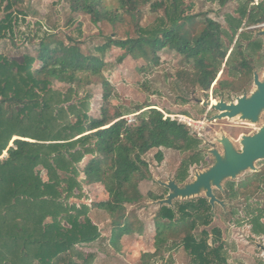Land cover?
Here are the masks:
<instances>
[{"label": "trees", "instance_id": "trees-1", "mask_svg": "<svg viewBox=\"0 0 264 264\" xmlns=\"http://www.w3.org/2000/svg\"><path fill=\"white\" fill-rule=\"evenodd\" d=\"M65 1L72 12L89 15L94 24H115L124 15L136 21L139 8L151 0ZM166 1L165 14L156 26L138 25L136 37H107L95 51L103 54L116 47L122 50L118 61L131 56L157 65L158 51L167 48L191 63V81L202 91L246 88L254 68L264 65L262 39L246 30L232 48L231 44L243 23L247 27L264 21V4L249 6L253 0H238L243 2L238 16H225L227 30L205 16L202 28L194 33L192 27L200 14L190 5L185 7L183 0ZM15 2L0 0L5 11L0 38L13 36ZM104 66L98 55L83 53L76 40L69 38L65 43L52 33L40 39L35 56L26 53L17 61L0 53V264H92L94 254L79 247L100 238V230L88 215L89 206L69 201L83 197L80 172L106 192V198L92 206L110 217L109 241L117 247L123 235L132 233L126 206L140 199L132 187L148 167L144 155L156 148L154 158L160 162V148L188 152L174 176L178 183L186 180L190 166L202 161L201 142L187 125L149 105L136 114L134 123L127 124L124 116L131 112L110 104L108 86L103 87L99 115L91 116L89 96L78 97L77 88L90 76L101 77ZM53 81L68 85L66 91L53 88ZM142 108L137 105L132 112ZM87 156L80 171L78 164ZM162 189L165 194L167 190ZM209 210L204 197L175 200L173 207L158 209L156 230L187 219L189 228L208 225ZM208 239L207 230L180 239L192 264H229L230 256L221 243L213 240L210 244Z\"/></svg>", "mask_w": 264, "mask_h": 264}, {"label": "rangeland", "instance_id": "rangeland-1", "mask_svg": "<svg viewBox=\"0 0 264 264\" xmlns=\"http://www.w3.org/2000/svg\"><path fill=\"white\" fill-rule=\"evenodd\" d=\"M260 1L264 4V0H253L249 6ZM166 2V0H151L148 4L141 6L136 21L129 15H124V20L119 23L111 24L101 21L94 24L90 21L89 15L72 12L65 0H16L12 6V11L17 16V22L13 27V36L8 35L5 38H0V53L17 61H21L26 53L35 56L40 39L45 34L52 33L65 43H68L69 38L76 40L81 51L85 54L92 53L101 57L105 62L102 76H90L83 80L84 84L77 88L78 97L88 95L89 114L98 116L102 104L103 87L108 86L111 89L110 104L119 107L124 113L131 112L126 115H133L135 121L137 120L136 114L145 110V105H149L163 112L164 116L184 122L189 127L191 134L200 140L199 149L203 159L201 164L190 166L188 177L183 183L177 182L182 185L192 180L195 172L209 166L207 159L209 161L211 159L208 150L212 146L221 150L220 144L216 141L221 134H225L236 147H239L237 140L241 134L254 132L264 121V117L257 124L243 122L238 118H222L211 121L206 119V115L213 114L215 110L203 107L196 101L209 98L212 102L220 98L226 102L232 101L236 96L250 93L253 89L252 79L246 88H241L238 92L224 90L219 93L213 91L212 88L209 91H202L191 81L189 73L191 63L186 62L184 56L178 55L171 49L162 48L158 51L159 62L157 65L143 58H132L131 56H126L123 60L118 61L122 50L116 47L107 49L103 54L95 51V47L103 44L107 37L118 39L136 37L138 25L145 28L156 26L159 18L165 14ZM242 3L238 0H226L223 4L219 0H183L185 7L190 5L194 13L200 14L192 27L194 33L202 28L201 20L205 16L220 22L227 30L225 16L227 14L238 16L237 9ZM3 5L4 3H0V20L5 15ZM258 24L245 27L243 23L237 31L231 48L238 35L242 31L249 30L252 36L262 39L264 50V36L256 34L262 28L256 27ZM223 41L227 42L225 36H223ZM228 54L229 51L226 56ZM254 70L258 72L260 78L264 77V65H259ZM220 76L221 71L218 72L216 79ZM223 76L237 78L233 74L231 76L224 74ZM52 87L66 91L68 85L53 81ZM137 105L144 108L132 112L137 110L135 109ZM157 150L153 148L144 155L148 167L135 178V184L132 187V190L140 195V199L134 200L126 206L132 233L123 235L117 247L109 241L110 217L104 210L92 206L94 202L105 199L106 192L101 185L90 183L87 177L80 172V178L84 183L83 197H71L69 201L89 206L88 215L100 230V238L79 247L84 253L94 254L92 264H192L180 239L188 233L198 234V229L189 228L190 219H187L184 223H170L164 230L157 231L155 219L159 207L155 200L158 198H150L160 197L164 193L156 180L166 181L168 177L175 178L181 162L189 153L160 148L163 159L158 162L154 158ZM87 158L88 156L78 164L80 171ZM243 177L242 175L239 178ZM197 197L199 196L177 199V201L183 202ZM256 199H264V193L257 194L253 187H248L246 190H241V193L234 199L227 200L242 203ZM233 232L236 234V239L233 241L237 247L235 253L230 254L229 264H264L251 243L249 242L250 244L247 245L244 240L248 232L247 225L235 226Z\"/></svg>", "mask_w": 264, "mask_h": 264}, {"label": "water", "instance_id": "water-1", "mask_svg": "<svg viewBox=\"0 0 264 264\" xmlns=\"http://www.w3.org/2000/svg\"><path fill=\"white\" fill-rule=\"evenodd\" d=\"M260 27L262 28L256 34L264 36V22ZM252 74L253 89L249 94L236 96L229 102L223 98L215 100V103L211 102V98L196 100L203 107L216 111L208 120L238 118L253 124L260 121V116L264 113V77L260 78L256 70H253ZM217 142L221 150L214 146L208 150L214 162L206 169L195 172L192 180L182 185L170 177L166 181L156 180L159 186L167 190L162 198L155 200L159 208L164 205L173 207V202L177 199H188L198 195H204L211 205L219 202L212 193L214 186L221 189L222 181L225 179H233L247 169L256 170L254 162L264 158V124L252 134H242L237 140L239 147H236L225 134H221Z\"/></svg>", "mask_w": 264, "mask_h": 264}, {"label": "flooded vegetation", "instance_id": "flooded-vegetation-1", "mask_svg": "<svg viewBox=\"0 0 264 264\" xmlns=\"http://www.w3.org/2000/svg\"><path fill=\"white\" fill-rule=\"evenodd\" d=\"M214 114H216V111L209 116L206 115V119L208 120V118ZM262 117H264V113L261 114L260 119ZM263 124L264 121L259 125V127ZM208 154L211 159V161L207 159L210 166L214 160L209 152ZM254 165L256 170L247 169L239 173L233 179L228 178L222 181L221 189L214 186L212 188V193L216 199L219 200V202H214V205H211L204 195H198L199 197L207 199L210 206V222L208 225L197 224L196 228L198 229V234L202 230H207L209 232V243L212 244L213 240H217L216 243H221L223 249L226 250L227 255L230 256V254L235 253L237 247L233 241L236 239V234H234V232L232 233V230L235 226L245 224L248 227V232L244 238L246 244L248 245L251 243L254 251L261 256V261H264V199L244 201L242 203L227 200L234 199L241 193V190H246L248 187H253L257 194L264 193V158L256 160ZM200 166L202 167V165ZM201 170H203V168ZM242 175L244 177L240 179L239 177ZM232 193L234 195H232Z\"/></svg>", "mask_w": 264, "mask_h": 264}, {"label": "built area", "instance_id": "built-area-1", "mask_svg": "<svg viewBox=\"0 0 264 264\" xmlns=\"http://www.w3.org/2000/svg\"><path fill=\"white\" fill-rule=\"evenodd\" d=\"M261 25H262V23L261 24H258L256 27H260ZM124 118L126 119L127 124H132L135 121L133 115H131V114L130 115H125ZM176 120L178 122H181L182 123L181 120H179V119H176Z\"/></svg>", "mask_w": 264, "mask_h": 264}, {"label": "bare ground", "instance_id": "bare-ground-1", "mask_svg": "<svg viewBox=\"0 0 264 264\" xmlns=\"http://www.w3.org/2000/svg\"><path fill=\"white\" fill-rule=\"evenodd\" d=\"M212 102V101H211ZM212 103H215V101H213ZM248 124V123H247Z\"/></svg>", "mask_w": 264, "mask_h": 264}]
</instances>
